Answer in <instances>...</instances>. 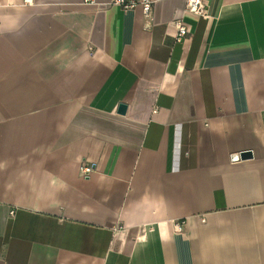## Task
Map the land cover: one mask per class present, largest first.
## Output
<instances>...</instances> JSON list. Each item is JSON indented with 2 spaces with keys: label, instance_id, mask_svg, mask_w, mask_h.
<instances>
[{
  "label": "crops",
  "instance_id": "crops-1",
  "mask_svg": "<svg viewBox=\"0 0 264 264\" xmlns=\"http://www.w3.org/2000/svg\"><path fill=\"white\" fill-rule=\"evenodd\" d=\"M110 1L0 0V264H264V0Z\"/></svg>",
  "mask_w": 264,
  "mask_h": 264
},
{
  "label": "built area",
  "instance_id": "built-area-1",
  "mask_svg": "<svg viewBox=\"0 0 264 264\" xmlns=\"http://www.w3.org/2000/svg\"><path fill=\"white\" fill-rule=\"evenodd\" d=\"M32 0H26V2H31ZM86 3L94 4L96 0H84ZM160 0H111L110 5L119 6L125 10L135 9L141 7L145 16L150 17L152 12V6L155 2ZM186 10L198 15H206V7L203 0H187ZM175 25L177 26V41H182L188 34V28L181 21H176ZM95 170V165L93 163H81L80 171L83 176L88 177ZM14 211H12L13 213ZM176 230H182V223L178 222L175 224Z\"/></svg>",
  "mask_w": 264,
  "mask_h": 264
},
{
  "label": "water",
  "instance_id": "water-1",
  "mask_svg": "<svg viewBox=\"0 0 264 264\" xmlns=\"http://www.w3.org/2000/svg\"><path fill=\"white\" fill-rule=\"evenodd\" d=\"M126 108H127V106L125 104H120L118 111L120 113H125ZM251 155H252L251 151H244L241 153L240 156H241V158H249V157H251Z\"/></svg>",
  "mask_w": 264,
  "mask_h": 264
}]
</instances>
